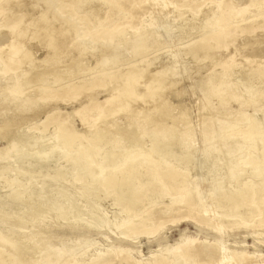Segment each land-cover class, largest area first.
I'll return each mask as SVG.
<instances>
[{"label": "bare ground", "instance_id": "6f19581e", "mask_svg": "<svg viewBox=\"0 0 264 264\" xmlns=\"http://www.w3.org/2000/svg\"><path fill=\"white\" fill-rule=\"evenodd\" d=\"M193 1L144 0L140 4L148 6L146 14L149 21L145 23L142 16H131L140 25L133 32H128V27L115 25L121 14L127 15L122 0H0V137L14 128L17 117L20 120L31 110L39 109V103L44 100L41 85L48 76L58 78L59 82L64 81L63 78L77 79L84 73V58L88 55L101 62L102 66L105 64L103 58H109L112 66L120 63L126 66L117 76H111L108 105L100 116L98 114V122L113 120L111 128L95 130L87 139L57 131L49 136L46 144H41L44 138L40 136L29 137L32 138L29 142L22 140L25 144L42 147L37 151L39 156L31 157L33 163L43 165L57 155L59 161L67 164V171L56 169V176L57 173L60 175L55 179H61L62 185L70 184L72 188L81 184L80 196L91 206L89 215L84 217L81 209L87 205L74 206L68 192H57L54 194L57 200L52 208H47L63 211L70 216L62 217L63 220H72L75 225L80 222L100 230L104 228L97 221L100 210L94 207L95 204L91 205L87 197L93 191L105 195V191L113 188L117 212L126 213L128 217L118 227L123 240L135 239L139 235L148 238L159 235L164 229L160 225L152 231L150 210L143 209L141 214L137 212L144 199L153 195L169 198L170 206L163 214L173 212L172 205L179 206V211L184 213L181 218L170 220L169 225L177 226L189 219L200 218L205 229L218 235L212 242L183 240L176 249L153 252L149 260H137L129 250L101 248L102 251L94 249L81 262L75 255H67L65 264H246L248 261L245 251L231 249L222 236L240 229L264 227L261 219L264 210V120L255 113L247 115L245 112L254 103H264V58L262 66L256 64L257 69L252 70L249 77L258 87L247 88L245 85L240 88L241 83L233 81L231 76L237 57L258 43L255 40L236 48L238 38L264 33V0L247 1L241 6L236 0H208L207 4L202 2L191 9ZM41 6L44 11L39 12ZM176 6L180 8L179 12ZM29 7L32 13H29ZM200 8L208 10L204 24L188 29L184 24L177 29L176 36L169 32L177 21H185L187 12L182 13L181 9L189 11L188 16L196 19ZM52 21L57 26L51 24ZM93 22L98 26L91 27ZM101 28L104 29L102 37L98 33ZM57 35H68L69 38L57 43ZM44 37L49 38L42 45L46 54L38 60L31 46ZM178 44L186 45L184 60H188V66L191 61L199 67L208 65L211 70L200 79L198 113L201 119L197 125L189 118L188 111L175 114L177 107L166 98L168 93H174L177 98L185 94V88H179L178 83L189 76L188 69L192 66L181 67L182 62H186L182 58L172 64H164L155 73L148 71L149 62H145L141 69L136 68L138 56ZM229 48L234 52L227 55L229 59L222 63L216 53ZM97 55L100 58L97 59ZM245 55V61L251 64L250 57ZM74 84L78 83L74 81L69 90L79 93L80 88ZM29 85L36 87L28 93L35 100L32 107L25 109L23 97L27 96L24 91ZM140 86L142 90L135 91ZM104 87L102 81L93 79L87 90ZM136 103L143 106L141 111L134 106ZM231 104H236L237 108H230ZM121 115H124L122 123L116 120ZM15 144L6 139V146L0 149V158L18 148ZM197 161L204 165L193 179L190 172ZM219 164L222 165L216 168ZM222 166H226V180L233 185L231 189L223 187L224 178L217 181L208 178L209 182L204 177L207 172L212 173L213 178L216 174L218 176L224 172L220 171ZM249 167L253 168L252 178L239 183L248 174L246 169ZM9 170L4 165L0 172ZM14 171V179L6 181L13 189L9 197L16 201L26 198L41 201L42 191L28 194V183L13 184L17 176L31 175V172ZM52 182L56 183L55 180ZM95 198L100 199L98 195ZM118 200L124 205L120 207ZM241 208L247 209L248 222L241 221ZM100 222L103 221L100 219ZM134 225L140 226L141 230L137 232ZM5 237L0 235V264H54L61 258L60 253L55 254L56 248L53 252L46 239L41 241L35 234L17 238L15 242Z\"/></svg>", "mask_w": 264, "mask_h": 264}, {"label": "rangeland", "instance_id": "374dc122", "mask_svg": "<svg viewBox=\"0 0 264 264\" xmlns=\"http://www.w3.org/2000/svg\"><path fill=\"white\" fill-rule=\"evenodd\" d=\"M142 1L144 0H122V4L125 11H127V15L124 16L125 13L121 14L119 20L115 25L119 24L121 25V27H128V32H133V29L140 25V22L136 18H131V16H142V22L144 21L145 23L149 21L148 15L146 14L149 8L145 4H140V2ZM247 1L252 0H236L239 6L244 3L247 4ZM202 2H205V4H207L208 0H194L192 2L191 9H193L195 5L199 6L200 4H202ZM177 4L181 5L179 2H177ZM209 7L210 6H208V8ZM176 9V11L180 10L179 7H177ZM202 9L203 8H200V12L198 13L196 19L192 18L191 15L188 16L190 13L189 11L181 9L182 11L180 12H187L184 18L185 21L183 23L181 21H177L176 25L173 26L174 28L171 27V31L169 32L172 35L175 34L176 36L178 35L177 29H180V27L182 28V25L184 24L186 25L187 29L204 24L205 21L203 20L205 19L206 12L208 10ZM28 10L29 13H32L30 7ZM38 10L39 12H42L44 11V7L41 6ZM35 13L37 14V12ZM51 24L57 26V23H55L54 21H52ZM94 25L96 27L98 26L97 23H91V27H93ZM98 33H100L99 35H101L102 37L104 35V29H99ZM68 38V35H57L55 37V40L57 43H62ZM40 39L34 41L33 45L31 46L33 48L32 51L34 53V56L38 60H41L45 56L46 50L43 49L44 47H42V45L44 42H46V39L48 41L49 38L44 37L43 39ZM255 40H258V43L252 48L245 50V52L241 54V56H238L236 61L234 62L235 66L231 77L233 81H239L241 83L240 88H242V86L245 87V85L248 86L247 88L252 86L258 87L256 86L257 84H255V82H251L250 78L252 72L257 69V65L262 66V58H264V33L261 34L257 32L253 35L239 37L235 43V47L239 48V45L251 44ZM185 47L186 45L184 44H178L176 46L171 45L162 50H154L147 54H143L142 56H138L136 68L141 69L145 66V62H149L150 65L148 71L155 73L160 68H162L164 64H172L173 62H177L182 58L183 61H186L184 60ZM96 52L97 51H95V55L97 54ZM233 52V49L229 48L228 51L220 50L216 54L218 56V60L223 63L227 60V55L233 54ZM245 53L246 57H250V61H252L251 64L245 61L243 57ZM72 54L75 57L77 56L76 51L74 50L72 51ZM90 56L91 55H88L84 58V62L86 65L84 68V73L77 79L63 78L64 81L61 80L62 82H59L58 78L52 75L48 76V80L46 82L44 81L41 85V89H43V93L41 95L43 96L44 100L42 103H39V109L31 110L28 113L27 117H22L20 120L17 117L14 128H10V130L6 131V134L0 137V149H3V147L6 146V139H10L13 144L16 143L15 146L18 147L13 148L11 150V153L9 152L8 155L0 158V169L4 167V165L5 167H8L10 169L6 173L0 172V235L4 237L6 236L5 239L8 238L7 240H10V242H15L17 241V238L19 239L20 237H29L32 234L37 235L38 239H41V241H44L43 239H46L48 245L53 249V252L57 249L55 251V254H61L60 260H58V262L54 264H65L70 254L75 255L78 262H81V260L87 258L88 254L93 253L94 249H100L102 251L103 248L129 250L131 251V254L135 259L149 260L153 252L157 253L158 250L161 249L163 251L166 248V250L176 249L177 247H179L181 241L183 240H206L208 242L216 240L218 235L205 229V227H203V224L201 223L200 218L196 220L189 219L187 220V222H184L177 226L169 225L170 220L181 218L182 216H184V213L182 211H179V206L172 205L171 210H173V212L170 211L168 212V214H163L162 212L170 206V200L168 197L153 195L151 197H148L149 199H144L143 203L137 207V212L139 211L140 214L142 213V211H144L143 209L151 211V221L153 222L152 231L157 230L160 225L164 226V229L161 230L160 234H155L154 236L148 238L144 235H139L135 239L128 240L121 239V236L119 235L118 227L122 223H125L128 220V217L126 213L119 214L117 212L118 207L114 206L113 202V188L105 191V195L102 193L103 196L99 194V192L93 191L90 193L91 196L87 197L89 203L91 205L95 204L96 206L94 205V207L100 210L98 211L99 214L97 215V221H99V223L104 226V228L100 230L86 226L83 223L80 224V222H76L77 224L75 225V222L72 220H63L62 217H70L66 215V213H63V211H53L47 208H52L53 203L57 200L54 197V194H56L57 192H62L63 194L68 192L67 194L71 197L72 202H74V206L75 204L78 206L87 204L84 202V198L80 196L83 189L81 187V184H75V186H73L72 188L70 187V184L62 185L61 179H55V177H59L60 175L59 173H57L56 176V169H63L65 171L69 170L67 164L57 159V155H55L52 159L50 158V160L46 163H43V165H41L40 163H33L31 157L34 159V157L39 156L37 154V151L42 147L38 148L37 145L29 144L28 142L32 140V138L29 137L40 136L41 138H44L46 140L45 142V140L43 139L44 143L41 144H46L48 143L47 140L49 139V136H52L57 131H63L67 136L87 139L90 136V133L95 130L104 131L111 128V124L113 122V120L110 119H102L101 122H98L97 120L98 117L103 113V109L105 108V106L108 105L106 100L109 98L110 91L112 90L111 76H117L119 72L126 68V66L124 65V63L112 66L110 65L112 62L109 61V58V60L103 58V62H105V64L104 66H102L101 62ZM126 57H129L128 54L126 55ZM98 58H100L99 55H97V59ZM187 61L184 63L182 62L181 67H187ZM64 62L68 64L66 60ZM108 64L110 66H108ZM189 66H192L190 67V69H188L187 74L189 76L185 77L186 79H184L182 83H178V85L180 84L179 88H185V94L177 98L174 96V93H168L166 94V98L167 101L173 104V106L177 107L174 111L175 114L178 111L183 112L186 110L188 111L191 121L195 125H197L201 119L198 113V98L201 96L199 91L200 79L207 76L211 70L208 65L199 67L196 66V64H193L191 61L189 62ZM93 79H95V81H102L105 87L103 89L94 88L93 91H88L87 89L89 88L90 81H92ZM74 81L75 83H78L74 84V87H79L81 90L79 93H75L73 89L69 90V88H71V84H73ZM188 85H190L192 89L190 86V88H188ZM31 86L33 85H29L27 87V90L24 91V93L27 95L23 97L25 109L32 107L35 100L28 94L36 88ZM141 88L142 86L137 87L135 91L139 92L142 90ZM134 106L140 111L143 109V106L140 103H136ZM230 108L236 109L237 105L231 104ZM40 109H42V112ZM245 112L247 115L255 113L257 117L261 116L260 118L264 120V103H254L252 106L247 108ZM30 113L32 114L30 115ZM259 113L261 115H259ZM83 120L84 122H82ZM116 120L120 123L124 122V115H121ZM167 124L170 125V121H168ZM22 140H27L28 142H26L25 144ZM22 144H24L25 146L23 147ZM21 147L25 149L23 150ZM22 153L24 154L23 156ZM19 157L20 159L18 160L17 158ZM203 165L204 163H202L201 161L196 162V167L190 172V175H193V179H195V176L197 175L199 170L203 168ZM220 165L222 164H219V166H217L216 168L220 167ZM13 169L18 171L26 170L27 172H31V175L25 174L17 176L13 184L23 185L25 183H28V194H35L39 191H42V202L39 200L41 204L37 200L35 201L28 198H26V200L24 199L17 201L10 198V195H12L13 193V189L10 188V185L7 184L6 181H12L14 179V174L16 171H14ZM222 170H224V172ZM246 170L248 174H246V176L243 177L241 181H239V183H243L252 178L250 174L252 173L253 168L249 167ZM26 171H23V173H26ZM220 171L222 172L218 175L219 177L216 174L217 177L214 176L213 178V175H211L212 173L208 172L207 173L210 176H207L208 174L206 173L204 174V177L206 176L205 178L208 181L210 178V181L214 179H216L217 181L220 178H224L223 187H225L226 189H231L233 185H230L226 180V166H224L223 169L220 168ZM54 180L56 181V183L52 182ZM234 186H236V184ZM96 195H98L100 199H96ZM53 197L55 198V200ZM118 201L116 202L121 203H117L120 207L124 205V203L120 202V200ZM37 202H39L40 206ZM90 207L87 205L86 208L81 209L84 211H82L84 217L89 215L88 211ZM239 213L242 218L241 221L248 222L250 220L247 209L241 208L239 210ZM23 219L24 222H22ZM100 219L103 222H100ZM261 219L264 220V210L261 213ZM134 226L137 232L141 230L140 226ZM254 232L256 234H253ZM222 238L231 249L237 251L242 250L248 254L249 258L246 264H264V227L257 230L248 228L240 229L238 231H234L233 233L228 232V234H224Z\"/></svg>", "mask_w": 264, "mask_h": 264}]
</instances>
